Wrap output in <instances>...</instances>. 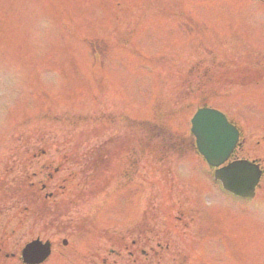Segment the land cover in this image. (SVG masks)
Masks as SVG:
<instances>
[{
    "label": "rangeland",
    "instance_id": "obj_1",
    "mask_svg": "<svg viewBox=\"0 0 264 264\" xmlns=\"http://www.w3.org/2000/svg\"><path fill=\"white\" fill-rule=\"evenodd\" d=\"M60 1L0 0V157L6 159L1 153L9 154L15 127L27 120L45 132L36 134L42 140L22 143L21 151L44 150L54 167L63 154L54 143L94 127L106 134L97 144L119 136L124 141L132 119L163 122L172 146L191 145L192 150L186 160L174 146L163 155L144 152L135 157L134 167L128 161L133 154L119 153L109 171L115 174L103 173L98 180H107V191L71 208L64 225L56 227L63 229L58 234H41L56 248L45 264H182V256L183 264H264V176L255 200L224 193L203 170L189 131L203 99L217 103L212 108L242 130L232 159L257 160L264 169V0ZM65 10L72 31L59 26L69 18ZM48 61L54 65L46 67ZM46 113L67 119L56 123L44 118ZM34 128L28 126L26 132ZM4 173L0 165V175ZM30 180L36 183L35 177ZM45 184L48 193L61 185ZM71 198L68 190L64 200ZM61 201L57 208L63 207ZM150 201L149 223H154L153 214L166 217L171 202L183 213L167 241L173 251L164 253L166 244L158 249L153 241L149 247L158 256L145 245L129 262L123 247L111 250L116 229H130L137 203L142 213ZM18 206L16 198L0 217V239L7 241L0 264H21L2 256L20 254L41 228L52 229L34 218L17 227L18 210L12 208ZM143 222L141 217V226ZM123 238L125 245L132 244ZM64 239L68 249L62 246ZM130 248L135 256L137 248Z\"/></svg>",
    "mask_w": 264,
    "mask_h": 264
},
{
    "label": "water",
    "instance_id": "obj_2",
    "mask_svg": "<svg viewBox=\"0 0 264 264\" xmlns=\"http://www.w3.org/2000/svg\"><path fill=\"white\" fill-rule=\"evenodd\" d=\"M195 128L200 139V149L209 163L220 165L225 162L237 142V132L226 120L214 111L203 110L197 115ZM261 172L257 166L239 162L217 173L228 191L243 197H252L259 183ZM50 254L49 246L34 242L23 253L27 264L42 263Z\"/></svg>",
    "mask_w": 264,
    "mask_h": 264
},
{
    "label": "trees",
    "instance_id": "obj_3",
    "mask_svg": "<svg viewBox=\"0 0 264 264\" xmlns=\"http://www.w3.org/2000/svg\"><path fill=\"white\" fill-rule=\"evenodd\" d=\"M79 145V144H78ZM77 145V146H78ZM79 147V146H78ZM78 149V148H77ZM75 149V151L73 152V154H65L62 157V161L65 163H71V164H76L81 165L83 164V162L88 159L91 158V153H89V155H85V154H79L78 150ZM104 161V152L103 153H98L94 155V160L91 163L93 165V170H91L90 172H92V175H87L88 171H73V173L70 175H68L67 178L63 179L62 182L63 183H98V179L96 178V174H95V169L98 168L99 164H102ZM29 164H31V162H28ZM62 172V171H61ZM8 173V172H7ZM11 174V173H8ZM29 178V177H28ZM81 180V182H79ZM27 181V180H26ZM21 182V180L19 181H12V183H30V182ZM61 182V183H62ZM8 176H4L2 177V179H0V191H4L5 194L9 195V194H13L15 192V188H11L8 187ZM86 184H82L83 188H86ZM25 192L27 195H30L32 198H36L39 195V192L41 193V188L39 186H31V185H25L24 186ZM65 188H60L58 189V193H56L53 197V199H47L45 197L42 196V198H40L39 202L37 200H35V203L37 204V206L34 205V202H30V201H26L25 205H23L20 208V212L24 215V217L30 218L31 215L35 216V214H38L36 219L38 221L41 222H46V224H49L48 221L51 220H57L62 221L64 218L68 217L66 215H60L62 214V212L57 211L56 213V206L54 205V201L56 200V197H59V193L60 194H64L65 192ZM73 195H75L76 197H78L79 199L82 198L83 193L81 192V188L80 185H75L73 192ZM42 195V194H41ZM79 200L78 199H73V201H71L69 204L74 203L76 206ZM38 202V203H37ZM66 204V205H69ZM40 208V209H38ZM70 208V206H69ZM76 208V207H74ZM67 211L69 210L68 208L66 209ZM22 217V219L24 218ZM24 223L21 220L20 226H23Z\"/></svg>",
    "mask_w": 264,
    "mask_h": 264
}]
</instances>
